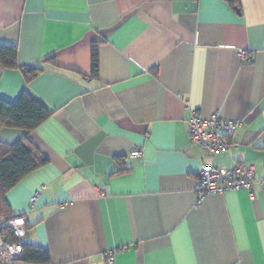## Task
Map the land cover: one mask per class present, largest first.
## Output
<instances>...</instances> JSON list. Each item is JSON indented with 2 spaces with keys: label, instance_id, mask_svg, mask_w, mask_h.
<instances>
[{
  "label": "crops",
  "instance_id": "obj_1",
  "mask_svg": "<svg viewBox=\"0 0 264 264\" xmlns=\"http://www.w3.org/2000/svg\"><path fill=\"white\" fill-rule=\"evenodd\" d=\"M0 43L40 68L0 65V98L51 110L0 127L47 158L5 199L50 260L0 264H264V0H0ZM213 111L239 120L217 153L188 136ZM238 163L251 191L198 197L205 164Z\"/></svg>",
  "mask_w": 264,
  "mask_h": 264
},
{
  "label": "built area",
  "instance_id": "obj_2",
  "mask_svg": "<svg viewBox=\"0 0 264 264\" xmlns=\"http://www.w3.org/2000/svg\"><path fill=\"white\" fill-rule=\"evenodd\" d=\"M242 59H248L244 51ZM239 120L221 116L217 111L211 112L207 118H201L193 113L188 119V136L191 141L212 153L225 150L237 143L229 139L238 126ZM141 148L136 147L130 151L132 156H140ZM196 188L198 197L211 192H224L230 189L246 188L251 191L255 181V168L241 163L229 169L222 170L215 165L205 164L197 175ZM262 195L264 196V178L261 179ZM38 192L30 198L33 206ZM26 233V219L22 214L0 215V262L11 263L24 257L23 242L21 238ZM114 260V252H106L107 263Z\"/></svg>",
  "mask_w": 264,
  "mask_h": 264
},
{
  "label": "trees",
  "instance_id": "obj_3",
  "mask_svg": "<svg viewBox=\"0 0 264 264\" xmlns=\"http://www.w3.org/2000/svg\"><path fill=\"white\" fill-rule=\"evenodd\" d=\"M0 65L4 68L18 67L24 75H34L40 68L16 62L14 44L0 43ZM97 56L92 54V69H97ZM51 110L27 91H22L15 101L0 98V127H18L30 131L50 116ZM47 162V158L26 139L14 142L0 140V215L10 214L5 192L30 170ZM23 259L46 263L50 254L46 248L24 244Z\"/></svg>",
  "mask_w": 264,
  "mask_h": 264
}]
</instances>
